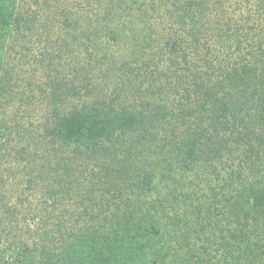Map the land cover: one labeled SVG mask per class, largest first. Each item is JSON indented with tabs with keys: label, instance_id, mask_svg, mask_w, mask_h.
<instances>
[{
	"label": "trees",
	"instance_id": "obj_1",
	"mask_svg": "<svg viewBox=\"0 0 264 264\" xmlns=\"http://www.w3.org/2000/svg\"><path fill=\"white\" fill-rule=\"evenodd\" d=\"M94 1L0 0V264H264V0Z\"/></svg>",
	"mask_w": 264,
	"mask_h": 264
},
{
	"label": "rangeland",
	"instance_id": "obj_2",
	"mask_svg": "<svg viewBox=\"0 0 264 264\" xmlns=\"http://www.w3.org/2000/svg\"><path fill=\"white\" fill-rule=\"evenodd\" d=\"M87 1L91 4L96 6V4L98 5V3H96L94 0H20L19 3V7H21L22 10L27 11L29 13V15L32 17V15H35L34 13H37L36 15V19L38 21V24L41 25V35L42 37L44 35H51V38H53L52 40H56V35L58 33H56V28H57V22L59 20L60 14H61V9H65L64 12H67L68 8L72 9L74 6L75 8L73 10H75L77 13H80L83 8L82 7H78L80 6V4L83 3H87ZM94 6H91L92 8H95ZM27 9V10H26ZM72 10V11H73ZM71 11V10H69ZM75 11H73L72 13H76ZM132 27L134 28L135 31H131V28L129 27L128 29L125 30V32L121 33V38H118V42L115 43L111 40L108 39L107 34L104 35V37L102 38V41L100 42V46H102V51H106V54H109L112 57L115 58H119V56L124 55V51L126 50V46L129 45L130 43H132V38L133 35L139 36L138 34H146L145 31H143V25L142 24H134L132 25ZM138 30V31H137ZM156 33H160L161 31L156 28ZM133 34V35H132ZM63 35V34H61ZM42 37H39L40 40L42 39ZM61 37V36H60ZM65 35H63L61 37V39H64ZM131 40V41H130ZM34 41V40H33ZM39 40L36 39L34 41L35 45H33L34 49L37 50L38 49V45L37 42ZM44 41V40H43ZM54 43V42H53ZM18 50V49H17ZM21 50H23V48L21 47ZM63 48V59L61 60V64L59 65L57 63V65L60 67L58 68L59 70H61L62 65L64 64V61L68 59V54L67 51H70V49ZM66 51V52H65ZM25 60H21V62H23ZM16 65H18L16 63ZM57 68V67H56ZM30 69V68H29ZM63 71V70H62ZM94 76L91 77L92 79H96L97 77L100 78V73L98 69H95L93 72ZM95 77V78H94ZM97 82V80L94 81V83ZM111 81H108V83ZM22 81H19L18 84V90L20 89V87H22ZM106 84V83H105ZM38 92L36 93L37 98H29L28 96H25L21 98L22 102H20L18 104L17 102V107L14 106L13 107V114L16 113V115L21 118L23 117L25 124H30V125H40L43 119V115L46 112V110L48 109V107H50V105L47 104V102H41L39 101L38 98ZM32 96V95H31ZM79 100H75L74 102H70L71 104H67V107H70V105H75L78 103ZM47 104V106H46ZM16 105V104H15ZM17 108V109H16ZM11 182H9L8 184V189H10L11 183H12V178L10 177ZM13 182H15V180H13ZM13 188V187H12ZM42 192L37 191L36 193H33L30 200L33 202H37V203H41L42 202ZM17 196L15 195V198ZM15 201L12 200L11 204H14ZM68 205V204H67ZM65 205V207L67 206ZM18 207H20V205H18ZM21 209V207H20ZM22 212V210H20ZM21 215V214H20ZM19 215V216H20ZM18 216V217H19ZM147 260L143 261V264H146ZM141 263V264H142Z\"/></svg>",
	"mask_w": 264,
	"mask_h": 264
}]
</instances>
